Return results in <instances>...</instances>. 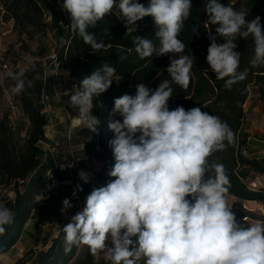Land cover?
<instances>
[{
    "label": "clouds",
    "instance_id": "obj_1",
    "mask_svg": "<svg viewBox=\"0 0 264 264\" xmlns=\"http://www.w3.org/2000/svg\"><path fill=\"white\" fill-rule=\"evenodd\" d=\"M70 27L93 52L105 47L89 28L116 10L126 28L137 31V22L151 17L153 39L133 36L137 56L144 60L171 54L166 71L170 80L155 89L143 83L135 94L114 99L108 128L114 165L106 185L94 187L79 211L62 230L64 251L86 245L95 256L104 253L110 264H264V220L254 224L238 221L228 205L231 187L227 170L210 160L217 151L235 142V133L218 116L200 107L169 108L172 84L187 89L195 57L183 55L187 47L179 38L192 11V0H63ZM204 11L210 44L206 61L227 89L247 78L250 68H264V24L261 17L207 0ZM198 34V31H196ZM223 42L218 43L217 38ZM252 38L250 68L240 70L237 39ZM158 42V43H157ZM31 64V61L28 62ZM34 67V66H33ZM116 69L105 63L80 81V90H64L69 105L78 112L77 123L98 133L99 119L92 115L94 101L112 85ZM11 89L25 91L23 73L9 71ZM28 81L27 87L31 88ZM80 180L89 183L90 173L81 170ZM83 191L81 185L73 192ZM43 200L44 197L39 195ZM63 210L71 208L68 198ZM14 220L12 211L0 205V234Z\"/></svg>",
    "mask_w": 264,
    "mask_h": 264
},
{
    "label": "trees",
    "instance_id": "obj_2",
    "mask_svg": "<svg viewBox=\"0 0 264 264\" xmlns=\"http://www.w3.org/2000/svg\"><path fill=\"white\" fill-rule=\"evenodd\" d=\"M63 0H0V21L12 22L13 29L19 35L34 38L44 28H48L56 42V62L67 69L70 78L80 90V81L91 72L108 63L116 69L111 87L94 101L92 115L100 123L98 133H91L86 127L78 130L82 145L81 157L71 156L68 165L90 173L93 163L103 159L104 175L97 187L106 185L112 178L108 172L114 165V156L109 141L114 134L108 128L110 119H121L111 115L114 99L124 94H135V86L143 83L155 89L161 81L170 80L166 69L170 64L171 54L153 56L141 60L134 49L133 36L153 39L155 26L151 17L137 22V31L125 36L126 28L116 10L98 22L95 28H89L97 41H103L105 47L93 52L82 38L70 27L68 14L63 10ZM147 6L149 0H138ZM207 0H192L191 16L184 22L178 38L187 46L183 55L195 57L191 70L189 87L184 89L172 84L173 97L169 100V108L183 106L185 109L200 107L210 115L218 116L228 123L235 133L234 144L226 150L217 151L210 160L221 163L227 170L231 187L227 194L237 199L230 207L238 221L254 217L243 207L242 202H264V189H253L250 185L251 174H264V157L252 150L251 137L246 104L249 97L255 94L264 103V68H250L249 60L253 55L254 44L251 37L247 40L238 38L236 51L241 53L240 70L250 68L244 81L234 84L231 89L224 86L209 68L206 56L210 44L208 32L215 34V26L207 23L204 7ZM225 5L234 6L237 10L249 13L248 19L261 17L264 24V0H220ZM198 31V34H196ZM222 43V38H217ZM158 43V42H157ZM43 56V54H40ZM25 91L14 96L16 105L22 111L27 125L25 128H14L8 114L0 119V190L10 189L14 198H5L2 205L9 208L14 216L13 222L6 226L4 234H0V256L9 252L18 244L25 232V226L32 219L35 210L38 212L35 225L34 242L41 249H30L14 264H110L105 258L93 256L88 246H73L67 254L64 251V232L62 228L71 219L64 218L60 213L62 199L57 200L51 195L45 206L34 204L39 190L53 177L72 178L76 183L78 173L72 176L69 170L61 171L60 167L49 157L45 158L42 144L47 141L46 127L48 118L42 112L40 102L46 94L47 83L45 72L38 66L31 65L23 71ZM28 81L32 87L28 88ZM0 85V96L2 94ZM85 187L86 184H82ZM76 201L72 190L63 191V199ZM46 223L57 227L55 233L42 235Z\"/></svg>",
    "mask_w": 264,
    "mask_h": 264
},
{
    "label": "rangeland",
    "instance_id": "obj_3",
    "mask_svg": "<svg viewBox=\"0 0 264 264\" xmlns=\"http://www.w3.org/2000/svg\"><path fill=\"white\" fill-rule=\"evenodd\" d=\"M235 6L239 0H232ZM6 22L3 26L7 33L3 44L2 50L6 54L7 61L15 66L20 67V70L15 73H23V71L33 65L42 68L45 72L47 89L46 94L40 102L43 114L48 118V126L46 127L47 141L42 144V150L45 158H51L56 165L60 168H66L71 155H75L77 158L81 157L82 145L78 137V130L84 127L82 124L77 123L78 112L76 109L69 105V97L64 96V90L77 91L73 80L70 78L69 71L56 62L51 63V59L56 58V42L53 38L52 32L48 28H44L34 38H30L26 35H19L13 29V23ZM43 54V56H40ZM31 61V64L28 62ZM2 87V94L0 96V119L8 114L11 124L14 128H25L27 122L20 108L14 101L15 94L11 89L15 85V81L10 77H5L0 81ZM7 96L11 97L12 105L9 104ZM246 111L248 116V124L252 126L250 133L251 137H255L258 140L264 142V131H260V124L264 125V103L258 100L255 94H252L246 104ZM259 132V137H257ZM264 145V144H263ZM264 157V153L263 156ZM72 176L75 173H79L81 170L71 167ZM84 171V170H83ZM105 171V162L103 159L96 160L93 163V168L90 172V181L83 187V191L78 192L79 198L73 202L71 208L60 209L59 213L64 218H69L76 214L82 207L85 197L91 192L93 184L98 185L101 181ZM251 188L264 189V174H251L249 180ZM84 184L80 180L78 175L77 185ZM65 191V190H63ZM63 191L55 190L53 196L59 201L63 199ZM5 198H14V193L10 189L0 190V205H2ZM74 198V197H73ZM237 199L233 197L228 198V205L231 207ZM47 204L44 199L38 206H45ZM243 207L248 212L253 214L254 217H250L247 224H254L257 221L264 220V202L260 201H243ZM38 212L34 211L32 219L25 226V232L18 244H16L9 252L0 256V264H14L20 258H22L30 249H41V245L37 246L34 242L35 225L37 223ZM243 221V220H241ZM57 227H52L49 223H46L42 228V235L47 232L55 233ZM97 258H105L104 253H98Z\"/></svg>",
    "mask_w": 264,
    "mask_h": 264
},
{
    "label": "built area",
    "instance_id": "obj_4",
    "mask_svg": "<svg viewBox=\"0 0 264 264\" xmlns=\"http://www.w3.org/2000/svg\"><path fill=\"white\" fill-rule=\"evenodd\" d=\"M5 23H3L2 21H0V81L3 80L5 77H7V73L9 71L15 72L17 70H20V67L17 66V68H15V66H13L12 64H10L7 61L6 58V54L3 52L2 50V44L3 41L5 39V37L7 36L6 31L4 30L3 26ZM7 100L9 102L10 105H12V100L10 96H7ZM73 157V154L71 155ZM72 165H68L66 166V168H60L61 171H66V170H71ZM50 181L45 184L38 192L36 199L34 201V204H36L37 206L39 204H41V202L45 199L47 200L51 195H53L55 190H66V189H71L72 190V196H73V192L76 190V182L72 179V178H68L65 177L63 179L60 178H55L53 177V175H51V173L48 174ZM97 187V185L93 184V187ZM39 195H42L44 197L43 200L37 201L39 199H41V197ZM74 197V196H73ZM75 199L79 198L78 196V192L76 194V196L74 197ZM248 218H245L244 221H247Z\"/></svg>",
    "mask_w": 264,
    "mask_h": 264
},
{
    "label": "crops",
    "instance_id": "obj_5",
    "mask_svg": "<svg viewBox=\"0 0 264 264\" xmlns=\"http://www.w3.org/2000/svg\"><path fill=\"white\" fill-rule=\"evenodd\" d=\"M12 25V23H11ZM259 129L260 131H264V125L263 124H260L259 125ZM252 126L249 125V129L250 131L251 130ZM257 134V137H259V132L256 133ZM253 146H252V150H254L253 152L258 154L259 156H263V153H264V142L261 141V140H258L257 138L253 137Z\"/></svg>",
    "mask_w": 264,
    "mask_h": 264
}]
</instances>
